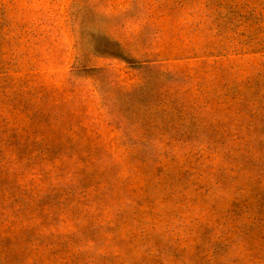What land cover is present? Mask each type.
Here are the masks:
<instances>
[{
	"label": "rangeland",
	"instance_id": "1",
	"mask_svg": "<svg viewBox=\"0 0 264 264\" xmlns=\"http://www.w3.org/2000/svg\"><path fill=\"white\" fill-rule=\"evenodd\" d=\"M0 264H264V0H0Z\"/></svg>",
	"mask_w": 264,
	"mask_h": 264
}]
</instances>
